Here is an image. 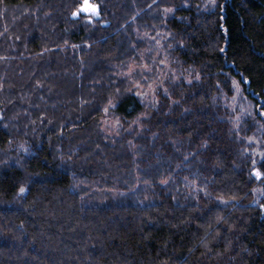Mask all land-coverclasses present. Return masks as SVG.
Wrapping results in <instances>:
<instances>
[{"label":"trees","instance_id":"16d2710c","mask_svg":"<svg viewBox=\"0 0 264 264\" xmlns=\"http://www.w3.org/2000/svg\"><path fill=\"white\" fill-rule=\"evenodd\" d=\"M84 1L0 0V264H264V0Z\"/></svg>","mask_w":264,"mask_h":264},{"label":"rangeland","instance_id":"374dc122","mask_svg":"<svg viewBox=\"0 0 264 264\" xmlns=\"http://www.w3.org/2000/svg\"><path fill=\"white\" fill-rule=\"evenodd\" d=\"M86 4H92V5H97L95 2H93L92 0H85L83 2L82 8H81V12L85 15H88L89 17H97L98 15H96L94 12H92L91 10L85 11L84 8L86 6ZM98 6V5H97ZM99 10V9H98ZM2 117L1 111H0V118Z\"/></svg>","mask_w":264,"mask_h":264},{"label":"snow or ice","instance_id":"6c2138e0","mask_svg":"<svg viewBox=\"0 0 264 264\" xmlns=\"http://www.w3.org/2000/svg\"><path fill=\"white\" fill-rule=\"evenodd\" d=\"M85 11L91 10L92 12H94L96 15H99V10H98V6L97 5H92V4H86ZM256 175L257 176H264V173H261L259 170L256 171ZM21 191L23 192L24 189H21Z\"/></svg>","mask_w":264,"mask_h":264}]
</instances>
